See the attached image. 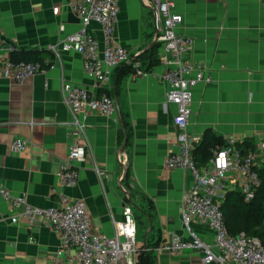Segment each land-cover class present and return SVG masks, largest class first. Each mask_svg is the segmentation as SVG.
I'll use <instances>...</instances> for the list:
<instances>
[{"label": "crops", "instance_id": "0c3cea01", "mask_svg": "<svg viewBox=\"0 0 264 264\" xmlns=\"http://www.w3.org/2000/svg\"><path fill=\"white\" fill-rule=\"evenodd\" d=\"M70 1L0 0V35L17 49L41 52L55 61L54 67L22 83L0 73V184L14 195L26 193L34 205H55L61 189L56 172L67 153L72 119L63 101V81L97 94L108 87L132 126V142L122 151L125 137L121 140L119 131L124 123L122 127L117 111L82 115L89 151L77 161V182L64 190L83 199L93 229L109 235L114 233L113 219L123 218L125 206L138 209L145 219L139 249L150 226L145 213L153 224V240L161 236L159 245L165 240H187L190 234L181 203L193 178L188 170L165 165L168 154L179 147L173 120L176 104L167 101V86L160 77L166 66L160 61L146 74L132 76L133 71L121 65L105 86L85 71L77 51H63L55 59L48 45L82 26ZM54 6L59 7L57 13ZM175 9L182 14L179 32L194 39L190 58L206 64L211 76L210 82H199L194 88L188 130L202 139L209 131L222 140L233 136L240 139L243 150L254 149L264 137V1L175 0ZM90 29L102 49L101 24L92 21ZM154 36L152 14L142 0H119L115 40L135 57L148 49ZM17 136L26 138L31 147L13 150L11 143ZM11 216L9 201L0 195V264H74L73 249L57 255V232L42 221L14 223ZM191 225L203 240L213 242L207 224L194 218ZM156 248V264H220L205 263L200 248Z\"/></svg>", "mask_w": 264, "mask_h": 264}, {"label": "built area", "instance_id": "2783aa9c", "mask_svg": "<svg viewBox=\"0 0 264 264\" xmlns=\"http://www.w3.org/2000/svg\"><path fill=\"white\" fill-rule=\"evenodd\" d=\"M151 11L153 25L159 42L160 61L165 64L161 79L166 83L167 101L176 104L174 123L178 129L179 147L168 154L165 165L168 168H183L192 174V183L185 190L181 212L190 237L187 240L163 241L156 249L177 250L184 247L200 248L205 263L218 261L220 264H264V242L261 238L241 232L233 235L224 221L220 204L225 194L221 189L239 188L246 201L255 198L262 183L259 170L264 167V137L254 149L243 150L240 139L225 136L223 143L213 149L209 160L198 165L194 150L202 136L188 130L192 114L194 88L199 82H210L208 67L195 63L190 58L194 39L179 32L182 14L175 9V0H142ZM70 8L82 20L81 28L68 33L58 42L48 45L55 59L63 51L75 50L81 54L85 71L99 84L107 86L117 66L133 61L132 76L147 73L139 60L115 40L119 14V0H72ZM59 11L54 6L53 12ZM92 21L101 24L103 46L90 29ZM14 45L0 35V73L17 82H24L31 75L55 66L52 58L43 61L16 60L11 52ZM105 87L100 93L63 81V101L72 119L68 125L69 144L64 159L57 169L61 187L55 205L41 207L29 202L26 193L14 195L0 184V195L9 201L11 220L17 223L25 220L29 225L42 221L60 236L57 255L73 249L74 264H139L137 223L133 209L125 206L122 219H113L114 233L109 235L93 229L92 219L86 202L70 196L64 189L74 185L79 177L77 161L84 158L89 148L84 141L87 122L82 117L97 111L107 115L116 114L113 95ZM31 143L17 136L11 143L15 151L29 149ZM120 160L125 161L122 157ZM99 174L103 171L96 167ZM226 193V192H225ZM194 218L207 224L213 231V242L203 240L192 228ZM216 248V251L214 250Z\"/></svg>", "mask_w": 264, "mask_h": 264}, {"label": "trees", "instance_id": "16d2710c", "mask_svg": "<svg viewBox=\"0 0 264 264\" xmlns=\"http://www.w3.org/2000/svg\"><path fill=\"white\" fill-rule=\"evenodd\" d=\"M159 45L160 43L156 42L153 46L135 56L134 60H139L141 62V67L144 70H150L152 67L160 63ZM11 56L16 60L23 59L28 61H43L46 58L41 52L25 48H15L11 52ZM121 65H126L128 71H134L133 61ZM108 91L113 95L112 89H108ZM122 117L124 127L119 131L120 139L123 140L126 136L127 146H130L133 138V129L126 118L124 116ZM221 143H223L221 137L214 135L210 131L207 132L194 150V158L197 164L202 165L206 163L212 156L215 146ZM250 146H252V144L245 147ZM259 173L262 183L258 187L254 199L246 201L239 188L227 189L225 197L220 204V208L223 212L224 221L231 234L238 235L241 232H245L249 235L258 236L264 242V167L260 168ZM150 214L152 215V213ZM152 232L153 231H150L147 235V247L144 248V246H142L140 248L138 255L139 264H156V254L154 249L159 245L161 236H159L158 239L153 240Z\"/></svg>", "mask_w": 264, "mask_h": 264}, {"label": "water", "instance_id": "95a60500", "mask_svg": "<svg viewBox=\"0 0 264 264\" xmlns=\"http://www.w3.org/2000/svg\"><path fill=\"white\" fill-rule=\"evenodd\" d=\"M263 1H264V0H263ZM156 39H157V33L155 32L154 39H153V41L151 42V44L148 46V48L151 47V46H153V45L156 43ZM115 103H116V111H117V115H118V118H119V120H120L121 126L123 127V118H122V113H121V109H120V106H119V103H118V99H117V97H115ZM126 146H127V137L125 136L124 143H123V146H122V151H126ZM126 173H127V172H126V170H125L124 175H126ZM145 215L149 218L150 226H149V228L146 230V232H145L144 235H143L144 248L147 247V241H146V239H147V235H148V233L151 231V229H152V225H153V224H152V221H151V218L148 216V214L145 213Z\"/></svg>", "mask_w": 264, "mask_h": 264}, {"label": "rangeland", "instance_id": "374dc122", "mask_svg": "<svg viewBox=\"0 0 264 264\" xmlns=\"http://www.w3.org/2000/svg\"><path fill=\"white\" fill-rule=\"evenodd\" d=\"M225 190L224 189H221V193L222 194H225ZM134 215L136 217V223H137V241H139V239L141 238V232H142V229L144 227V224H145V219L143 221V214L136 208H134ZM141 218V219H139Z\"/></svg>", "mask_w": 264, "mask_h": 264}]
</instances>
